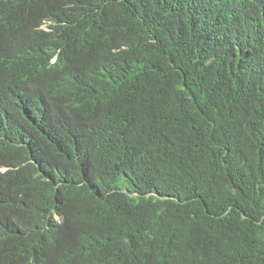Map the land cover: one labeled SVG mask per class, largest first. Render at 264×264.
Instances as JSON below:
<instances>
[{"label":"trees","instance_id":"1","mask_svg":"<svg viewBox=\"0 0 264 264\" xmlns=\"http://www.w3.org/2000/svg\"><path fill=\"white\" fill-rule=\"evenodd\" d=\"M0 264H264V0H0Z\"/></svg>","mask_w":264,"mask_h":264},{"label":"rangeland","instance_id":"2","mask_svg":"<svg viewBox=\"0 0 264 264\" xmlns=\"http://www.w3.org/2000/svg\"><path fill=\"white\" fill-rule=\"evenodd\" d=\"M121 185L124 190H128L129 188L132 187V183L130 181H125V180L121 182Z\"/></svg>","mask_w":264,"mask_h":264}]
</instances>
